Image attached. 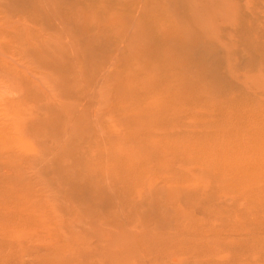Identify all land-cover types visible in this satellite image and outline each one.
Wrapping results in <instances>:
<instances>
[{"label": "rangeland", "instance_id": "obj_1", "mask_svg": "<svg viewBox=\"0 0 264 264\" xmlns=\"http://www.w3.org/2000/svg\"><path fill=\"white\" fill-rule=\"evenodd\" d=\"M0 31V264H264V0H0Z\"/></svg>", "mask_w": 264, "mask_h": 264}, {"label": "bare ground", "instance_id": "obj_2", "mask_svg": "<svg viewBox=\"0 0 264 264\" xmlns=\"http://www.w3.org/2000/svg\"><path fill=\"white\" fill-rule=\"evenodd\" d=\"M8 29H9V28H8ZM174 29H176V28H174ZM166 30H167V29H166ZM166 30H165V31H166ZM168 30H169V29H168ZM165 31H164V32H165ZM170 31H171V35H172V30H170ZM174 32H175V31H174ZM176 32H177V31H176ZM0 33H1V31H0ZM169 33H170V32H169ZM2 35H3V33H2ZM132 35H133V34H132ZM15 37H16V39H17V36H15ZM19 38H21V37L19 36ZM27 38H28V36H27ZM29 39H32V38H29ZM7 40H8V39H7ZM140 40H141V39H140ZM20 41H21V40H20ZM22 41H23V40H22ZM22 41H21V44H22ZM28 41H30V40H28ZM10 42H11V40H10ZM30 42H31V41H30ZM32 42H34V40H33ZM32 42H31V43H32ZM14 43H15V42H14ZM136 43H137V42H136ZM16 44H17V42H16ZM23 44H26V43L23 42ZM23 44H22V45H23ZM19 45H20V44H19ZM19 45L17 44L18 48H19ZM25 46H26V45H25ZM28 46H29V45H28ZM28 46H27L26 48H28ZM30 46H31V44H30ZM22 47L25 48L24 45H23ZM151 48H152V47H151ZM19 49H20V48H19ZM164 49H165V48H164ZM19 51H20V50H19ZM23 51H25V50L23 49L22 52H21V54L23 53ZM15 53H16V52H15ZM166 53H167V52H166ZM21 54H20V55H21ZM18 55H19V54H17V56H18ZM18 57L20 58L21 56H18ZM22 58H23V57H22ZM20 60H21V59H20ZM25 67H26V66H25ZM31 70H34V69L31 67L30 71H31ZM3 71H4V70H3ZM141 71H142V70H141ZM5 72L7 73L8 71H5ZM32 72H33V71H32ZM36 73H37V72H36ZM129 73H130V72H129ZM28 74H29V73H28ZM34 75H35V74H34ZM39 75H41V74L39 73ZM124 75H126V77H127V79H128V75H127L126 73H125ZM28 76H29V75H28ZM36 77H37V76H36ZM133 78L136 79L135 77H132V80H133ZM4 79H5V78H4ZM38 79L40 80V78H38ZM138 79H139V78H138ZM139 81H140V84L142 85V83H141L142 81H141V80H139ZM22 82H23V81H22ZM24 82H25V81H24ZM24 82H23V83H24ZM145 83H146V82H145ZM21 84H22V83H21ZM29 84H31V83L29 82ZM29 84L27 83V85H29ZM132 84H134V83H132ZM187 84H188V83H187ZM22 85H23V84H22ZM24 85H25V83H24ZM24 85H23V88H24V89H25V87H26V88H27V87L29 88V86L26 85V86L24 87ZM31 85H32V84H31ZM185 85H186V84H185ZM127 86H129V88L132 87V88L134 89V91L136 90V89H135L136 85H135V87H134V86H131V85H127ZM130 86H131V87H130ZM142 86H143V88H145L144 85H142ZM177 87H178V86H177ZM129 88H128V89H129ZM139 88H140V87H138V89H139ZM143 88L141 89V91L144 90ZM145 89H146V88H145ZM29 90H30V88L28 89V91L24 90V92H29ZM130 90H132V89H130ZM31 91H32V90H31ZM132 91H133V90H132ZM176 91H177V89H176ZM24 92H23V93H24ZM24 94H25V93H24ZM35 94H37V93H35ZM35 94H34V95H35ZM21 95H22V94H21ZM26 95H27V94H26ZM22 96H23V95H22ZM173 99H174V98H173ZM154 101H155V100H154ZM165 103H166V102H165ZM31 104H32V103H31ZM26 105H27V104H26ZM41 105H42V104H41ZM23 106H24V105H23ZM25 107H26V106H25ZM143 107H144V106H143ZM22 108H24V107H22ZM26 108H27V107H26ZM133 108H134V107H133ZM146 108H147V107H146ZM167 108H168V107H167ZM140 109H142V108H140ZM143 109H144V108H143ZM21 110H23V109H21ZM21 110H20V111H21ZM161 110H162V109H161ZM167 110H168V109H167ZM167 110H166V111H167ZM132 111H133V110H132ZM138 111H140V110L138 109L137 112H138ZM147 111H148V110H147ZM155 111H156V110H155ZM78 112H79V111H78ZM158 112H159V110H158ZM145 113H146V112H145ZM161 113H162V112H161ZM94 114H95V113H94ZM94 114H93V115H94ZM19 115H20V114H19ZM151 116H152V115H151ZM18 117H19V116H18ZM18 117H17V119H18ZM134 118H135V117H134ZM134 118H132V119H134ZM137 118H138V117H137ZM142 120H145V119H142ZM137 121H138V119H137ZM137 121H136V122H137ZM202 122H203V121H202ZM132 123H133V122H132ZM137 123H138V122H137ZM147 123H148V122H147ZM147 123H145V124L147 125ZM135 124H136V123H135ZM142 124H143V123H142ZM142 124H141V125H142ZM137 125H138V124H137ZM138 126H140V125H138ZM143 127H144V125H143ZM145 127H146V126H145ZM145 127H144V128H145ZM144 128H143V129H144ZM140 129H142L141 126H140ZM143 129H142V130H143ZM171 129H172V128H171ZM138 130H139V129H138ZM144 130H145V129H144ZM159 130H160V129H159ZM139 131H140V130H139ZM136 139H137V138H136ZM138 139H140V138H138ZM141 144H142V143H141ZM141 147H142V146H141ZM143 148H144V147H143ZM143 148H140V149H143ZM138 150H139V148H138ZM120 151H121V150H120ZM139 151H143V150H139ZM159 156H160V155H159ZM18 158H19V157H18ZM251 162H252V165L250 166L249 170H247V172L250 173V176L253 177V180H254L255 177L258 176L259 172L263 169V167H262L260 164H259V165H256V164H255V163H259V156H258V155L252 156V161H251ZM261 162H264V159H262ZM261 162H260V163H261ZM39 167H40V166H39ZM39 167H38V168H39ZM36 170H37V169H36ZM6 175H7V174H6ZM17 177H18V176H17ZM258 178H259V177H258ZM260 178H262V177H260ZM260 178L257 179V180H260ZM14 180H15V179H14ZM257 180H256V181H257ZM8 181H9V180H8ZM18 181H19V180H18ZM20 181H22V180H20ZM20 181H19V182H20ZM38 181H40V180H38ZM254 181H255V180H254ZM9 182H10L11 185H10V184H8V185H10L11 187H16V186H12L13 183H12L11 181H9ZM9 182H7V183H9ZM13 182H14V181H13ZM28 182H29V181H28ZM21 183H22V184H21ZM21 183H20V186H21V185L23 186V182H21ZM36 183H37V182H36ZM38 183H39V182H38ZM262 183H263V182H262ZM16 184H17V182H16ZM16 184H15V185H16ZM260 184H261V182H260ZM8 185H7V186H8ZM25 185H26V184H25ZM25 185H24V186H25ZM263 185H264V184H263ZM17 186H19V185L17 184ZM20 186H19V187H20ZM24 186H23V187H24ZM31 186H32V185L30 184V185L28 186V188L31 187ZM8 188H9V187H8ZM17 188H18V187H17ZM28 188H27V189H28ZM31 188H32V187H31ZM21 189H23V188H21ZM29 189H30V188H29ZM6 190L8 191V189H5V191H4L5 193H7ZM43 190H44V189H43ZM43 190H42V191H43ZM19 191H20V190H19ZM19 191H18V192H19ZM25 191H26V190L24 189V192H25ZM33 191L35 192L36 190H32V191H29V192L32 193ZM38 191H39V190H38ZM29 192L27 191L26 193H29ZM34 192H33V194H34ZM55 192H57V191H55ZM14 193H15V192H14ZM26 193H22V192H21V193H19V194H20V195H21V194L23 195V194H26ZM10 194H11V193H10ZM35 194H37V193H35ZM35 194H34V195H35ZM41 194H42V192H41ZM46 194H48V193H46ZM5 195H8V193L5 194ZM13 195H15V194L12 193L11 195H9V197H10V196H13ZM17 195H18V194H17ZM30 195H31V194H30ZM31 196H32V195H31ZM38 196H39V195H38ZM41 197H42V195H41ZM41 197H39L38 199H41ZM6 198H7V197H6ZM11 198H13V197H11ZM30 198H31V197H30ZM36 198H37V197H36ZM36 198H35V199H36ZM45 198H46V197H45ZM45 198H44L43 201H45ZM47 198H48V197H47ZM0 199H1V198H0ZM17 199H18V198H17ZM26 199L29 200V202L31 201V199H28V198H26ZM32 199H34V196H32ZM42 199H43V198H42ZM1 200L3 201V199H1ZM19 200H20V199H19ZM33 201H34V200H33ZM38 201H39V200H38ZM4 202H5V200H4ZM8 202H9V201H8ZM2 203H3V202H2ZM6 203H7V202H6ZM33 203L35 204V202H33ZM33 203H32V204H33ZM46 203H47V202H46ZM15 204H16V203H15ZM15 204H14V205H15ZM18 204H20V203H18ZM21 204H22V203H21ZM23 204H24V203H23ZM36 204H37V203H36ZM36 204H35V206H36ZM39 204H41V203H39ZM42 205H43V203L41 204V206H42ZM47 205H48V204H47ZM47 205H46V206H47ZM4 206H5V205H4ZM59 206H60V205H59ZM11 207H12V206H11ZM27 207H28V206H25V208H27ZM37 207H38V206H37ZM42 207H43V206H42ZM7 208H8V207H7ZM12 208H15V207H12ZM17 208H18V207H17ZM32 208H34V207H32ZM1 209H2V208H1ZM4 209H5V211H6V208H5V207H4ZM9 209H10V208H9ZM19 209H20V208H19ZM28 209H29V207H28ZM34 209H36V210H34V213H33V214L35 215V211H37V210H39V209H41V208L37 209V208L35 207ZM10 210H12V209H10ZM21 210H24L23 206H22ZM42 210H43V209H42ZM8 211H9V210H7V212H8ZM15 211H16V210H14V212H15ZM17 211H18V210H17ZM26 211H27V210H26ZM26 211L24 210L23 213L27 214L28 212L26 213ZM28 211H29V210H28ZM1 212H2V211H0V213H1ZM11 212H12V211H11ZM18 212H19V211H18ZM8 213H9V212H8ZM38 213H40V212L38 211ZM38 213H37V214H38ZM5 214H6V213H5ZM28 214H32V213H28ZM41 214H42V212H41ZM1 215H2V213H1ZM3 215H4V214H3ZM3 215H2V217H3ZM6 215H7V214H6ZM14 215H15V213H14ZM21 215H23V214H21ZM48 215H49V214H48ZM4 216H5V215H4ZM7 216H8V215H7ZM9 216H10V214H9ZM24 216H26V215H24ZM27 216H28V215H27ZM36 216H37V215H36ZM38 216H39V215H38ZM45 216H46V215H45ZM18 217H19V216H18ZM41 217H42V215H41ZM46 217H47V216H46ZM46 217H45V218H46ZM60 217H61V216H60ZM16 218H17V216H16ZM61 218H63V217H61ZM26 219H27V218H26ZM40 219H42V218H40ZM40 219H38V220H40ZM46 219H48V218H46ZM69 219H70V218H69ZM0 220H1V218H0ZM18 220H19V219H18ZM21 220H22V219H21ZM27 220H28V219H27ZM29 220H30V219H29ZM29 220H28V222H29ZM2 221H3V220H2ZM23 221H25V219H24ZM33 221H34V219H33ZM42 221H43V220H42ZM58 221H59V220H58ZM0 222H1V221H0ZM30 222H31V221H30ZM45 222H47V221H45ZM67 222H68V221H67ZM37 223H38V222H37ZM39 223H40V222H39ZM1 224H3V223L1 222ZM34 224H35V223H34ZM41 224H42V223H41ZM43 224H44V223H43ZM45 224H47V223H45ZM59 224H60V222H59ZM61 224H62V222H61ZM70 224H71V223H70ZM35 225H36V224H35ZM47 225H48V224H47ZM47 225H46V226H47ZM53 225H54V223H53ZM57 225H58V223H57ZM57 225H56V226H57ZM3 226H4V225H3ZM46 226H45V227H46ZM51 226H52V225H51ZM66 226H67V225H66ZM66 226H64V227H66ZM69 226H70V225H69ZM69 226H68V227H69ZM61 227H63V226L61 225ZM47 228H48V227H47ZM59 228H60V226H59ZM3 229H4V228H3ZM61 229H62V228H61ZM11 230H12V229H11ZM59 230H60V229H59ZM6 231H9V230H6ZM9 232H10V231H9ZM15 232H16V231H15ZM15 232L12 231L11 233H15ZM62 232H63V231H62ZM63 233H64V232H63ZM15 234H17V233H15ZM15 234H13V236H14ZM19 234H21V233H18V235H19ZM28 234H29V233H28ZM28 234H27V235H28ZM23 235L25 236V238L27 237L26 234L23 233ZM13 236H12V237H13ZM24 236H22V234H21V237H22V238H23ZM14 237H15V236H14ZM32 237H33V236H31V234H30V239H29V240H31ZM34 237H35V236H34ZM34 237H33V238H34ZM25 238H23L24 241H25ZM19 239H21V238H19ZM23 239H21V240H23ZM34 239H36V238H34ZM34 239H33V240H34ZM26 240H27V239H26ZM17 241H19V240H17ZM56 243H57V242H56ZM49 246H50V245H49ZM62 247H63V246H62ZM52 249H53V248H52ZM70 249H71V248H70ZM77 249H78V247H77ZM53 250H54V249H53ZM65 250H66V249H65ZM71 250H72V249H71ZM81 250H82V249H81ZM81 250H80V248H79L78 252L81 251ZM83 250H84V248H83ZM83 250H82V251H83ZM129 250H130V249H129ZM74 251H75V249H73L72 253H73ZM86 251H87V250H86ZM115 251H116V250H115ZM51 252H52V251H51ZM51 252H50V253H51ZM67 252H68V251H67ZM67 252H66V253H67ZM78 252H77V253H78ZM120 252H121V251H120ZM50 253H49V255H48L49 257H47L48 260L51 259L50 257H53V256L55 255L54 251H53L52 254H50ZM68 253H69V252H68ZM68 253H67V254H64V257H65V256L67 257ZM72 253H71V254H72ZM79 253H80V252H79ZM79 253H78V254H79ZM59 254H61V253H59ZM74 254H76V253H74ZM78 254H76V257L78 256ZM83 254H84V253H83ZM50 255H51V256H50ZM56 255H58V254L56 253ZM80 255H81V254H80ZM80 255H79V256H80ZM86 255H87V254H86ZM58 256L60 257V255H58ZM62 256H63V255H62ZM84 256H85V255H84ZM16 257H17V255H16ZM45 257H46V256H45ZM74 257H75V256H74ZM81 257L83 258V255H82ZM81 257H80V258H81ZM86 257H87V256H86ZM49 258H50V259H49ZM70 258H71V257H70ZM72 258H73V257H72ZM54 259H56V258H54ZM57 259H58V258H57ZM57 259H56V260H57ZM61 259H62V258H61ZM65 259H69V257H68V258H65ZM74 259H76V258H74ZM83 259L86 261L85 257H84ZM56 260L54 261L55 263L57 262ZM58 260H59V259H58ZM63 260H64V259H62V261H63ZM81 260H82V259H81ZM87 260L89 261L90 259H87ZM69 261H70V259H69ZM69 261L66 260V262H68V263H70V262H74V261H70V262H69ZM88 261H87V262H88ZM98 261H99V260H98ZM98 261H97V262H98ZM101 261H103V260H101ZM39 262L41 263L42 261L40 260ZM64 262H65V260H64ZM77 262H78V261H77ZM82 262H83V261H82ZM89 262H90V261H89ZM91 262H92V261H91ZM93 262H94V260H93ZM93 262H92V263H93ZM97 262H95L94 264H96ZM103 262H104V261H103ZM45 263H46V262H45ZM58 263H59V261H58ZM74 263H75V262H74ZM74 263H73V264H74ZM79 263L82 264L81 262H79ZM79 263H78V264H79ZM85 263H86V262H85ZM106 263H107V262H106ZM106 263H105V264H106ZM109 263H110V261H109ZM140 263H141V262H140ZM83 264H84V262H83ZM88 264H89V263H88ZM142 264H143V263H142Z\"/></svg>", "mask_w": 264, "mask_h": 264}]
</instances>
